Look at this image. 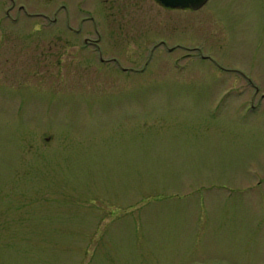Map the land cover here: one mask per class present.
<instances>
[{
  "label": "rangeland",
  "instance_id": "1",
  "mask_svg": "<svg viewBox=\"0 0 264 264\" xmlns=\"http://www.w3.org/2000/svg\"><path fill=\"white\" fill-rule=\"evenodd\" d=\"M124 1L0 0V264H264V0Z\"/></svg>",
  "mask_w": 264,
  "mask_h": 264
},
{
  "label": "flooded vegetation",
  "instance_id": "2",
  "mask_svg": "<svg viewBox=\"0 0 264 264\" xmlns=\"http://www.w3.org/2000/svg\"><path fill=\"white\" fill-rule=\"evenodd\" d=\"M212 0H209L201 9H199V10H197V11H195V10H192V9H185V10H183V9H169V8H166L165 6H163L160 2H158L157 0H148L147 1V3H149L150 4V6L152 7V8H157V10L158 11H160V12H162V16L164 17L163 19L164 20H168L169 18L165 15V13H166V11L167 12H170V11H190V12H194V13H196V14H198V13H200V12H202L203 10H204V8L208 5V4H210V2H211ZM136 3H138V4H136ZM133 4H135L134 5V7L136 6V7H140L139 6V1L138 0H125L124 1V4H123V6H125L126 8L127 7H130V6H132ZM64 8V7H63ZM90 21H93V18H90ZM55 22H57V19H54L53 20V23H55ZM66 27L68 28V30L69 31H71V32H73V33H76L75 35H79V34H81L82 33V30H76L75 28H73V26L71 25V18L68 16L67 17V22H66ZM99 41H100V39H99ZM157 42V41H156ZM84 43L86 44V46L87 45H90V46H93L94 47V50L95 51H99V59H100V61L105 65V66H107L108 64H109V62L111 61V63H113V65L112 66H114V67H117V69H121L122 71H124V72H126V74L128 73H139V74H142L143 72L142 71H139V72H137L136 70H134V69H128V68H125V66L123 65H120L118 62H116V60H115V58L113 59L112 58V60H109V59H105V55L103 54V51H102V49L98 46V41L97 42H93V43H90L89 41H88V39H84ZM154 47H156L155 46V44L153 45V48ZM158 47V46H157ZM152 48V49H153ZM177 49H181V50H183V51H187V52H194V53H196V56H203V52H202V50L201 49H199V48H195V49H190V48H187L186 46H181V45H179L176 49H173V50H170L169 52L170 53H173V52H176L177 51ZM150 51H152V50H150ZM204 58H206V57H204ZM146 66H148V64L146 65ZM217 67H221V66H218L217 65ZM250 83V82H249ZM50 139H47V141H49Z\"/></svg>",
  "mask_w": 264,
  "mask_h": 264
},
{
  "label": "water",
  "instance_id": "3",
  "mask_svg": "<svg viewBox=\"0 0 264 264\" xmlns=\"http://www.w3.org/2000/svg\"><path fill=\"white\" fill-rule=\"evenodd\" d=\"M163 6L169 9H201L209 0H157Z\"/></svg>",
  "mask_w": 264,
  "mask_h": 264
}]
</instances>
